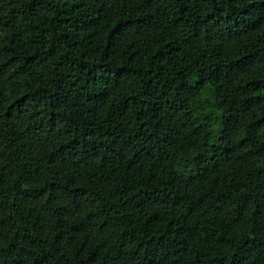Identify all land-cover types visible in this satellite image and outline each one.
Segmentation results:
<instances>
[{"label": "trees", "instance_id": "1", "mask_svg": "<svg viewBox=\"0 0 264 264\" xmlns=\"http://www.w3.org/2000/svg\"><path fill=\"white\" fill-rule=\"evenodd\" d=\"M0 264H264V0H0Z\"/></svg>", "mask_w": 264, "mask_h": 264}]
</instances>
